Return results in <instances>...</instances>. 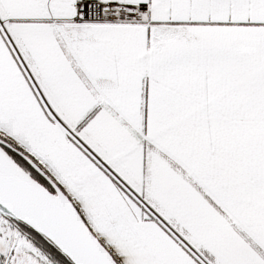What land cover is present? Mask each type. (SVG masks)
<instances>
[{
	"label": "snow or ice",
	"instance_id": "snow-or-ice-1",
	"mask_svg": "<svg viewBox=\"0 0 264 264\" xmlns=\"http://www.w3.org/2000/svg\"><path fill=\"white\" fill-rule=\"evenodd\" d=\"M0 264H264V0H0Z\"/></svg>",
	"mask_w": 264,
	"mask_h": 264
}]
</instances>
